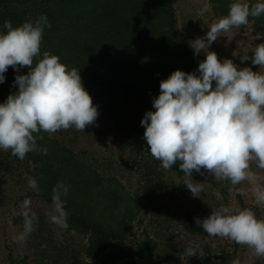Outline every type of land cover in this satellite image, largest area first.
I'll return each mask as SVG.
<instances>
[{
	"label": "clouds",
	"instance_id": "obj_1",
	"mask_svg": "<svg viewBox=\"0 0 264 264\" xmlns=\"http://www.w3.org/2000/svg\"><path fill=\"white\" fill-rule=\"evenodd\" d=\"M207 12L210 4L205 2L201 14ZM262 15L264 0H232L227 15L212 22L205 36L191 44L194 55L201 50L206 54L198 69H176L161 80L159 95L152 101L154 110L146 111L140 122L150 154L164 169L171 171L179 164L189 180L194 171L204 169L214 179L230 181L233 186L247 180L255 185L257 204L264 203V176L251 165L255 162L264 170V42L251 50V63L258 65L259 71L238 67L229 58L221 60L209 49L219 36L248 25L250 17ZM46 27H51L46 14L16 26L10 20L0 25V83L5 82L11 66L17 73L14 85H18V90L0 102V150H11L21 160L30 152L47 154V147L37 144L41 132L56 133L72 127L84 131L99 115L80 69L69 68L50 51L41 54ZM261 36L264 33H257L255 39ZM240 59L247 61L248 53ZM25 66L28 72L20 74ZM27 183L32 190H39L34 177H27ZM184 184L193 196L203 191L199 182ZM68 190L63 182L52 189V207L47 215L59 227L67 224L69 213L63 197ZM21 208L23 230L14 237L17 241H24L34 231L37 220L30 199L26 198ZM196 223L208 235L246 245L257 258H264V218L253 210L224 205L202 220L196 218Z\"/></svg>",
	"mask_w": 264,
	"mask_h": 264
},
{
	"label": "trees",
	"instance_id": "obj_2",
	"mask_svg": "<svg viewBox=\"0 0 264 264\" xmlns=\"http://www.w3.org/2000/svg\"><path fill=\"white\" fill-rule=\"evenodd\" d=\"M211 2L215 13L225 16L232 0ZM173 5V0H0V25L10 20L16 26L46 14L51 27L45 28L41 54L50 51L69 68L80 69L82 82L98 106L97 118L112 121L138 150L146 148L150 152L147 141L139 142L134 137L145 131L140 122L146 111L154 110L152 101L159 95L160 81L176 69L197 70L199 55H194L191 41L179 28ZM249 21L264 33V15L250 17ZM28 70L25 66L20 74ZM16 74L9 66L5 82L0 83V102L18 90L14 85ZM37 144L46 146L47 154L35 151L26 155V178L37 180L39 190L33 191L47 202H52L57 182L68 186V194L63 197L69 213L68 228L88 238L87 254L101 257L98 264H119L131 253L111 247L128 239L131 223L143 210L149 211V201L160 204L161 197L168 196L163 205L169 209L180 205L182 194L189 202L200 200L188 188L183 189L184 184L175 185L174 176H184L179 164L169 171L154 158L141 160L140 183L146 200H138L120 180L82 158L66 142L41 132ZM222 194L227 195L224 190ZM222 204L216 200L215 209ZM201 234L191 264H216L231 258L233 253L223 237L217 236L214 247L213 241L207 240L210 235L204 230ZM159 246L160 241L148 234L138 240L135 254L144 264H172L157 254ZM11 262L16 263L13 259ZM22 262L28 264L25 258ZM253 264L262 262L258 259Z\"/></svg>",
	"mask_w": 264,
	"mask_h": 264
},
{
	"label": "rangeland",
	"instance_id": "obj_3",
	"mask_svg": "<svg viewBox=\"0 0 264 264\" xmlns=\"http://www.w3.org/2000/svg\"><path fill=\"white\" fill-rule=\"evenodd\" d=\"M210 4V12L201 14L203 4ZM174 11L178 25L193 43L197 37H204L208 26L218 16L215 13L211 0H173ZM257 33H263L254 21L239 28H232L229 32L219 36L210 46L219 59H232L238 67H252L253 71H259L258 65L251 63L252 49L256 44L264 42V36L255 39ZM248 53L249 59L241 61L240 56ZM205 52L201 50L197 59L198 63L205 58ZM264 71V69H261ZM66 142L84 159L102 168L107 175L115 176L127 188V191L138 200H146L143 197V184L140 183L143 167L141 160L153 159L146 148L138 150L131 139L122 136L113 125L112 121L98 119L86 126L84 131H78L74 127L67 130H59L49 133ZM144 133L136 134L135 139L145 142ZM26 157L21 160L11 154V150H0V264H23L25 258L28 264H98L100 258L89 257L87 247L88 238L66 227H59L50 222L47 213L51 210L52 202L44 198L28 187L26 171ZM253 171L264 176V170L258 169L255 162L251 165ZM160 168V166H159ZM163 170V169H161ZM167 177V176H166ZM177 184L186 182H199L203 191L200 200L195 202L188 200L184 194L180 195V205L167 209L165 200L161 197V203H150L149 211H142L135 222L131 223L128 239L118 241L111 247L113 251H131L119 264H144L135 254L138 240L148 234L160 241L157 254L165 262L172 264H191V259L197 253L203 228L196 223V218L203 219L215 209L216 200L224 205H232L239 208H247L264 218V203L257 204L255 200L254 184L242 181L233 186L230 181L216 180L202 169L201 172H193V179L188 177H175ZM187 189L186 185L182 187ZM243 190V194L240 190ZM222 190L227 195L222 194ZM31 200V209L37 214L34 231L24 241H17L14 237L23 230L22 202ZM148 201V200H147ZM161 207V208H159ZM216 247L217 236H210ZM230 249L232 256L227 261L220 259L216 264H233L238 260L239 264H253L257 258L253 250L246 245H241L228 238H223ZM206 241V239H205ZM216 242V243H215ZM194 253L193 255H191ZM191 255V256H190ZM12 256V257H11ZM16 263H12L11 260Z\"/></svg>",
	"mask_w": 264,
	"mask_h": 264
}]
</instances>
